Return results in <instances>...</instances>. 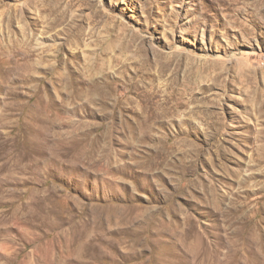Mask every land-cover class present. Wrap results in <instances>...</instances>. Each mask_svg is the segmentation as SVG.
Wrapping results in <instances>:
<instances>
[{
    "label": "rangeland",
    "instance_id": "1",
    "mask_svg": "<svg viewBox=\"0 0 264 264\" xmlns=\"http://www.w3.org/2000/svg\"><path fill=\"white\" fill-rule=\"evenodd\" d=\"M0 264H264V0H0Z\"/></svg>",
    "mask_w": 264,
    "mask_h": 264
}]
</instances>
